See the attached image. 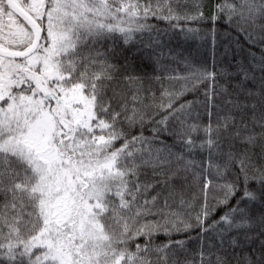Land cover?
Instances as JSON below:
<instances>
[{
  "label": "snow or ice",
  "instance_id": "6c2138e0",
  "mask_svg": "<svg viewBox=\"0 0 264 264\" xmlns=\"http://www.w3.org/2000/svg\"><path fill=\"white\" fill-rule=\"evenodd\" d=\"M205 7L0 0V264H229L241 232L264 236V59L254 91L215 28L264 45V0Z\"/></svg>",
  "mask_w": 264,
  "mask_h": 264
},
{
  "label": "trees",
  "instance_id": "16d2710c",
  "mask_svg": "<svg viewBox=\"0 0 264 264\" xmlns=\"http://www.w3.org/2000/svg\"><path fill=\"white\" fill-rule=\"evenodd\" d=\"M218 0H204V3L206 5L205 12L209 13V6L214 5ZM149 23L154 24L158 28H166L168 27L166 22H158L156 20H150ZM193 27H200L209 29L213 25L210 21H205L200 24L192 25ZM216 31L220 33L221 35L227 34L231 40V53L228 57L225 58L226 62H231L233 65H240L244 68H247L249 70V73L251 76H254L256 79L249 80L246 82V86L248 88H252L254 91L256 88L259 87V78L262 75L258 70L253 71L251 65L256 64L259 65V62L264 59V45L260 43L253 44L252 42H249V40L246 37V34L240 33L236 28V22L233 21L232 24H229L227 16L221 15L219 19L216 21L215 24ZM229 41H223L219 45V51H217V59L220 58V53L223 51V43H228ZM201 42L195 41L190 42V46L192 48L199 47L201 57H206L208 60V63L211 64L212 62V48L211 45L208 44L206 46L200 47ZM125 56L129 58V62L135 65L138 70L143 73L145 71L150 72L151 68H146L145 64L146 61H142L138 55H137V47L135 45L130 46V50L126 51L124 53ZM255 58V59H254ZM118 62L123 64L124 59L123 57L118 58ZM230 71L233 73H236V68H230ZM242 74L237 75V81L240 80ZM236 82V81H234ZM253 84H255V88H253ZM193 97L189 95L187 99H192ZM204 122H207V116L205 115L203 117ZM150 127V126H149ZM145 135H151V132L148 128L145 129ZM172 141L169 139L168 143H171ZM255 187V185H253ZM239 199V197H237ZM215 201H213L214 203ZM235 200L232 201V204H235ZM228 208L221 207V209L216 213V215L213 217L214 219H218L220 215H222L224 212L228 211ZM191 235H195V233H192ZM249 235L252 237L251 240L245 239L243 232L239 235V245L234 249L230 250L231 254L229 257V264H236V256H242L244 253L255 250L256 255L259 254V248L262 241H264V236H258L257 230L255 229V226H253V230L249 232ZM163 237H160V240H162ZM159 242V240L157 241ZM197 246L196 242L190 243L188 247L190 249L195 248Z\"/></svg>",
  "mask_w": 264,
  "mask_h": 264
}]
</instances>
